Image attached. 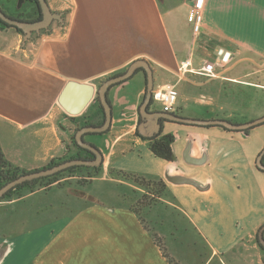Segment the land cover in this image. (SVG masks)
I'll return each instance as SVG.
<instances>
[{
	"label": "crops",
	"instance_id": "1",
	"mask_svg": "<svg viewBox=\"0 0 264 264\" xmlns=\"http://www.w3.org/2000/svg\"><path fill=\"white\" fill-rule=\"evenodd\" d=\"M5 1L0 0L3 11ZM16 1L18 7L12 2L9 5V10L19 16L15 19L38 21L40 12L33 3L25 0L29 6L24 12L23 2ZM47 2L53 13L63 15V22L55 21L48 32L34 34L25 42L24 34L17 30L0 28V149L6 164L21 171L29 170L26 164L41 163L44 167L65 151L62 126L74 125L84 115L89 122L102 119L95 102L76 120L67 119L57 100L69 81L90 83L98 89L138 60L149 62L156 80L157 75H175L177 87L186 82L194 85L196 77H203L197 72L179 73L181 65H192V58L190 52L175 48L158 0ZM187 2L195 6L197 0ZM27 13L33 16L22 19ZM199 13L202 42L228 50L229 59L234 57L238 63L264 61V0H203ZM166 84L172 83L162 81L157 86ZM126 85L114 93L119 96ZM145 91L146 87L139 91L133 103L123 96L112 103L113 121L107 134L116 136L109 143L108 164L121 170L120 158H128L136 163L130 172L163 179L170 196L161 203L178 209L191 223L207 247L205 264H227L236 250L248 249L247 244L264 226V172L257 168L264 133L257 132L260 127L244 133L163 121L162 134L175 137L172 147L177 158L176 162L164 161L156 158L149 142L140 137L126 140L133 130L126 131L125 121L133 119L129 116L139 107ZM191 96L179 92L174 111L177 116L187 118L182 115L187 113L190 119L244 124V120H233L221 112L222 108L213 107L211 97ZM116 109L120 111L116 113ZM137 127L138 123L134 131ZM3 138L11 140L6 148ZM11 144L16 145L15 151L10 150ZM167 175L190 179L199 188L171 184ZM27 192L14 200L0 199V206L19 205L38 194L35 190ZM62 202L49 206L53 210L44 222L16 235H0V264H169L131 206L86 203L76 210L57 213L70 200ZM41 206L32 202L26 213L22 208L20 215L6 213L0 220H40ZM253 262L264 264V254Z\"/></svg>",
	"mask_w": 264,
	"mask_h": 264
},
{
	"label": "rangeland",
	"instance_id": "2",
	"mask_svg": "<svg viewBox=\"0 0 264 264\" xmlns=\"http://www.w3.org/2000/svg\"><path fill=\"white\" fill-rule=\"evenodd\" d=\"M11 2L18 7V1L7 0L2 6L4 7V12L9 17L19 18V16L9 10ZM159 3L166 16L170 33L175 40V48L180 52L184 50L190 52L192 65L189 69L194 70L193 72H197L196 74H198L200 69L205 65V61L214 62L218 59L221 62V60L225 59L226 55L229 53L228 50L217 49L208 42H202L201 35L194 32V25L190 22V15L194 6H191L187 0H165L163 3L160 1ZM187 3L189 4L188 6L186 5ZM29 4L32 3L29 2ZM29 4L26 2L22 3V10L24 12H26ZM28 13L25 16H22V19H30L31 16H33ZM222 50L224 51L223 54H221ZM229 61L230 62L225 65L224 69L219 70L221 73L220 79H212L205 76L200 78L196 77L194 80L192 78L194 85L186 82L183 85H181V83L179 87H177L180 94L188 96L192 95L191 97L194 98L200 96L201 94L211 97L213 99V107L218 108V110L222 108L221 112L230 115L231 119L239 120L240 122L243 120L247 122L263 117L264 61L246 60L238 63L237 59L234 57L229 59ZM156 77L157 80L154 75V89L158 84H161L162 81L164 83H177L175 75L169 76L165 74L162 75V77L161 75H157ZM211 80L215 81L212 83ZM123 85L125 86L126 84ZM208 86H210V88H207ZM145 87L146 78L144 73L141 72L135 75L127 83L126 88L119 96H117L114 91H111L109 99L112 103H115L120 96H123L125 99H128L131 103H133L136 101L139 91ZM143 99L144 95L140 98L139 105L142 103ZM94 102L97 104L96 100ZM154 104L156 109H162L160 104ZM138 108L139 107L137 106V108L132 111L129 116L133 119L125 121L127 126L126 131L133 130V132L127 136V141L130 138L137 137L136 130L134 131L133 126L138 123ZM118 111H120V109H116V113ZM186 114L182 115L188 118V115ZM85 116L87 115H84V117ZM84 117H80L82 118L81 121H77L74 125H66L64 128L62 126V130H64L63 136L66 138V145L65 151L62 153L61 158H57L58 160L69 156L68 148L71 143V135L74 133L77 125H82L83 122H85ZM257 132L264 133V126L260 127ZM115 136L116 135L112 137L110 134H105L104 136L90 138V140L99 145L105 153V165L102 170L98 172V174L86 170H82L73 175L65 173L59 178L57 183L51 185L50 187L46 186V182L33 185L35 191H38V194L34 199L20 203L19 205L16 203L1 205L0 216H5L6 213L10 216H17V214L20 215L22 208H24V212L26 213L27 209L25 210V208L32 202L35 203V206L36 204H42L41 209H43V213H40L39 215L40 220H33L29 223H27L28 220H0V235H16L26 227H31L33 224L36 225L37 223L44 222L45 220L43 219L48 218L53 210L49 206L55 203V201H57V204H61L62 201L68 202V200H70L67 207H64L63 209L58 207L59 209L57 210V213L76 210V208L81 207L86 203L94 202L124 207L134 206L140 210L143 205L148 204L150 202L149 199L142 202L140 201L143 190L139 189L130 182L119 180L120 178L118 176V172L124 171L126 173H131L130 169L134 168L136 163L130 161L128 158H120V162L122 161L121 166L123 167L121 170H115L112 168V164H108L107 155L111 148L109 143H111V139H113V141L115 140ZM3 141L6 144L4 145L5 148L7 147V143H11V140L9 139H4ZM9 148H11V151H15L16 145L11 144L9 145ZM65 152H67V154ZM114 161L115 159L113 162ZM36 164H26V168L33 171L43 167V164L41 163L38 165ZM27 191L28 189H25L15 193L11 199H17L21 196V194L24 195L25 193H28ZM140 213L147 227L162 241L169 256L177 264L206 263L208 259L206 245L197 234L191 223L183 217L182 213L178 209L173 208L172 206L168 207L163 203L158 202L150 208L141 210ZM7 222L8 224L5 225ZM253 245L254 248H251ZM245 248L248 249L242 250L239 248V250H236L233 254H231V257H228L226 260L227 264H257L256 262H253V260H256L257 256L258 258H261L264 254L258 246L257 237L254 238L252 243L247 244ZM212 264L220 263L216 261Z\"/></svg>",
	"mask_w": 264,
	"mask_h": 264
},
{
	"label": "water",
	"instance_id": "3",
	"mask_svg": "<svg viewBox=\"0 0 264 264\" xmlns=\"http://www.w3.org/2000/svg\"><path fill=\"white\" fill-rule=\"evenodd\" d=\"M25 0H21L24 2ZM164 2L165 0H159ZM38 8L41 15V19L35 22H26L18 19L9 17L1 8H0V20L5 24L16 28L17 30L22 31L24 34L25 42L31 40L34 34L40 35L42 32H48L51 25L57 22H63V15L58 13H53L49 7L47 0H37ZM229 57V54L226 55ZM142 69L145 73L146 78V91L145 99L143 104L140 107V115L143 119V123L139 124L137 130L139 135L143 138H154L157 135H160L163 130V121L171 122L174 124L185 125V126H195V127H221L232 132H246L248 130H253L255 128L261 127L264 125V116L244 124H235L227 120H199V119H190L177 116L173 113H164V112H149L148 108L153 101V90H154V71L145 60H138L132 63L127 71L115 78H112L105 82L100 88H96L93 84L90 83H79L75 81H69L64 86L61 94L58 97V104L67 114V119H72L78 116H81L88 107L99 98L105 113V124L102 127H85L77 132L76 141L83 148L89 149L94 152L97 156L95 162L84 161V160H72L59 165H56L52 168L44 169L41 171H36L33 173L25 174L19 177L18 179L10 182L5 187L0 189V198L4 197L6 193L14 189L19 185H23L26 182H32L34 180H39L47 177L54 176L64 170L75 166H96L99 167L103 161V154L94 146L87 144L83 141V136L85 134H102L106 133L112 125L113 121V107L108 100V93L113 85L127 83L129 82L136 73ZM264 156V151L259 156L257 161V168L261 171H264V165L262 163V158ZM2 161V153L0 149V166ZM177 158L174 157L176 162ZM166 179L169 183L174 185H192L196 188H199L198 185L190 180L183 178L181 176H166ZM259 234V244L264 248V238L262 232Z\"/></svg>",
	"mask_w": 264,
	"mask_h": 264
},
{
	"label": "trees",
	"instance_id": "4",
	"mask_svg": "<svg viewBox=\"0 0 264 264\" xmlns=\"http://www.w3.org/2000/svg\"><path fill=\"white\" fill-rule=\"evenodd\" d=\"M26 1L33 3L37 7V9L39 10L37 0H26ZM40 18H41V15H40L39 19ZM18 20H20V19H18ZM0 28H8V29L17 30L16 28H13V27L5 24L1 20H0ZM17 31L19 33L23 34L22 31H20V30H17ZM96 101L98 102V99ZM173 114H175V112ZM76 119L77 118H72L71 121H74ZM249 132H250V130L246 131L245 133H249ZM136 135L138 137H140L141 139H143L144 141L149 142V149L156 158L162 159V160L167 161V162H173L174 161L175 155H174V151H173L172 146H173V143L175 142V137L173 135H170V134L163 135L161 133L160 135H157L154 138L148 139V138L141 137L139 135L138 130H136ZM2 159H3V154H2ZM55 164H57L56 161H54V160L50 161L46 166H44L42 168L35 169V172L40 171L42 169H47V168L53 167V166H55ZM30 172H32V171H21L19 168L12 166L11 164L6 165L2 160L1 166H0V188L5 187L10 182H12V181L18 179L19 177H21L22 175H25V174L30 173ZM68 172L72 175L75 173L74 171H68ZM64 174L65 173H59V174H56V175L48 177V178L35 180V183L33 185H36V184L41 183V182H46V184H47L46 186L50 187L51 185H54L55 183H57L59 181V178ZM118 176L120 178L119 180H124V181L130 182L133 185H135L136 187H138L139 189L143 190V193L140 197L141 202L146 200V199L150 200V202L148 204H145V205H143V207H141V210H144L146 208H150L151 206L155 205L156 203L161 202V199H163L164 197L170 196L169 188L163 179L148 177V176H145V175H142L139 173H132V172L126 173L124 171H119ZM25 189H28V191H30V192H33L35 190L34 186L30 185V183H27L23 186H20V187L13 189L11 191V194H13V196H14L15 193H18V192L23 191ZM0 201H2V200H0ZM94 203H98V202H94ZM130 209L138 217L139 221L145 227V229L149 233H151L153 241L161 249L164 257L167 258L169 264H177L169 256L167 249L163 245L162 241L159 238H157V236L155 234H153L151 232V230L147 227V225L145 224V222L143 221V218L141 216V213H140L141 210L137 207H134V206L131 207Z\"/></svg>",
	"mask_w": 264,
	"mask_h": 264
},
{
	"label": "flooded vegetation",
	"instance_id": "5",
	"mask_svg": "<svg viewBox=\"0 0 264 264\" xmlns=\"http://www.w3.org/2000/svg\"><path fill=\"white\" fill-rule=\"evenodd\" d=\"M42 18V17H41ZM40 18V19H41ZM39 19V20H40ZM139 73H144V71L142 70V69H140L139 71H138ZM136 73V75L137 74H139V73ZM125 72H121V73H119V74H116V75H114V76H112V77H110V78H108L107 80H105L102 84H101V86L105 83V82H107L108 80H110V79H112V78H115V77H118V76H120V75H122V74H124ZM144 75H145V73H144ZM122 84H124V83H121V84H117V85H113L112 87H111V89H110V91H109V93H108V100H109V102L112 104V102L110 101V93H111V91H113L114 89H116V88H118L119 86H121ZM100 86V87H101ZM99 87V88H100ZM98 99V102L96 101V103L99 105V108H100V110H101V112H102V119L100 120V121H95V122H89V121H85V122H83V124L82 125H77V127L75 128V131H74V133L71 135V143H70V147L68 148V157H63L62 159H60V161L57 159H55L54 161H56L57 162V164H55V166L56 165H59V164H62V163H65V162H68V161H72V160H84V161H91V162H95L96 160H97V156H96V154L94 153V152H92L91 150H89V149H86V148H83L82 146H80L78 143H77V141H76V134H77V132L78 131H80L81 129H83V128H85V127H91V126H93V127H102L104 124H105V113H104V108H103V105H102V103H101V101H100V99L99 98H97ZM96 99V100H97ZM144 99H145V96H144ZM144 99H143V101H142V103L139 105V108H138V115H139V117H138V125L139 124H141V123H143V119L141 118V115H140V107H141V105L143 104V102H144ZM112 106H113V104H112ZM148 110H149V112H156V111H160V110H158V109H156V107H155V104H154V102H152L151 103V105L149 106V108H148ZM251 121H253V120H251ZM251 121H249V122H251ZM76 123V122H75ZM110 131V129L106 132V133H102V134H85L84 136H83V141L85 142V143H87V144H90V145H92V146H94V147H96L102 154H103V161H102V164H101V166H99V167H94V166H75V167H72V168H69V169H67V170H64V171H62V172H60V173H69L68 171H74L75 173L74 174H76L77 172H80V171H82V170H86V171H90V172H94L95 174L97 173L98 174V172H100V170H102V168L104 167V165H105V155H104V151L99 147V145H97V144H95L94 142H92L91 140H90V138H93V137H97V136H104L105 134H107L108 132ZM251 131V130H250ZM264 151V148H263V150H262V152ZM262 152L260 153V155L262 154ZM66 154H67V152H65ZM66 154H65V156H66ZM259 155V156H260ZM259 158V157H258ZM3 160V162L6 164V162H5V160H4V158L2 159ZM262 163H263V165H264V156H263V158H262ZM7 165V164H6ZM54 167V166H53ZM50 168H52V167H50ZM48 169V168H47ZM42 170H44V169H42ZM41 171V170H40ZM33 172H35V170H33L32 172H30V173H33ZM264 172V171H263ZM27 174H29V173H27ZM59 174V173H58ZM48 178V177H47ZM44 179V178H43ZM27 183H30V185H32L33 186V184L35 183V180L34 181H32V182H26V183H24L23 185H25V184H27ZM23 185H19V186H17V187H20V186H23ZM17 187H15V188H17ZM14 188V189H15ZM0 189H2V188H0ZM13 190V189H12ZM12 190H10L8 193H6L5 195H4V197H2V198H0V199H9L11 196L13 197V194H11V191ZM11 195V196H10ZM264 226H262L260 229H259V231H258V233H257V240H258V245H259V247H260V249L262 250V252L264 253V248L259 244V234L261 233V231H262V228H263ZM262 235H263V238H264V230H263V232H262Z\"/></svg>",
	"mask_w": 264,
	"mask_h": 264
},
{
	"label": "built area",
	"instance_id": "6",
	"mask_svg": "<svg viewBox=\"0 0 264 264\" xmlns=\"http://www.w3.org/2000/svg\"><path fill=\"white\" fill-rule=\"evenodd\" d=\"M202 2L203 0H197L194 9L190 15V22L193 23L194 32L196 34L200 33L202 27V16L199 13ZM223 52L224 51L222 50L221 54H223ZM229 62V57H225V59L221 60V62L218 59L214 62L205 61V65L200 69L198 74L212 79H220L221 73L219 72V70L224 69L225 65H227ZM190 66L191 64L188 63L183 64L179 69V73H181L182 76L187 73H194V70L189 69ZM178 100L179 91L177 85L175 84L157 86L153 90V102L160 104L162 107V112L164 113H174L178 104Z\"/></svg>",
	"mask_w": 264,
	"mask_h": 264
}]
</instances>
